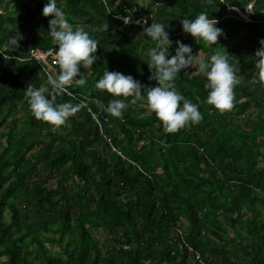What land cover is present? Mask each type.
Listing matches in <instances>:
<instances>
[{"label": "trees", "instance_id": "16d2710c", "mask_svg": "<svg viewBox=\"0 0 264 264\" xmlns=\"http://www.w3.org/2000/svg\"><path fill=\"white\" fill-rule=\"evenodd\" d=\"M46 3L0 0V264H201L195 255L207 264H264V85L253 83L264 0L251 12L252 0H57L73 28L98 41L97 61L80 67L86 84L56 97L85 102L57 131L32 115L24 95L29 84L50 88L49 72L29 54L58 48ZM201 11L223 29L214 45L182 30L181 19ZM118 12L163 22L169 58L177 40L205 60L227 55L241 81L233 107L207 104L206 78L189 66L175 86L200 105L198 123L165 132L140 103L110 115L114 97L95 88L106 68L143 87L157 83L147 64L155 42ZM11 37L18 45L5 47Z\"/></svg>", "mask_w": 264, "mask_h": 264}, {"label": "clouds", "instance_id": "9594fccd", "mask_svg": "<svg viewBox=\"0 0 264 264\" xmlns=\"http://www.w3.org/2000/svg\"><path fill=\"white\" fill-rule=\"evenodd\" d=\"M254 3L255 0H252L248 5L249 12L253 10ZM42 15L51 17L49 34L52 37V44L58 48L50 49L49 52L54 53L58 69L54 68L53 74L47 77L50 88H37L29 84L24 95L32 115L47 122L52 131H57L67 123L69 117L84 107L85 102L56 103V97L67 93L68 86L73 83L79 86L86 84L80 67L90 68L97 61L95 53L98 41L83 27L77 26L74 29L63 8L58 6L57 0H47ZM144 23L147 24V20ZM217 24L218 20L210 17L206 11L199 12L193 19H181L183 32L191 34L196 42L203 41L208 46L216 44L223 34V29ZM142 33L155 42L154 46L147 49L149 58L147 64L152 70L149 79L157 83L155 86L143 87L132 75L109 71L106 68L102 77L96 81L95 88L104 90L114 97L105 109L110 115L122 118L129 103H140V106L155 113L165 132L173 133L189 124L198 123L202 119L200 105L185 98L175 86L177 75L189 66L194 67L193 74L206 78L204 88L208 90L205 101L207 104L221 112L233 107L234 88L241 81L237 76L239 69L229 61L227 55L216 53L205 60L196 54L193 55L190 45L177 40L175 54L169 58V49L173 42L163 22L153 20L149 26L144 27ZM259 43L261 47L255 52L256 72L253 83L264 85V39ZM12 45H18L15 37H11L5 47ZM0 53H5L3 48H0ZM145 88L146 95L143 93Z\"/></svg>", "mask_w": 264, "mask_h": 264}, {"label": "built area", "instance_id": "2783aa9c", "mask_svg": "<svg viewBox=\"0 0 264 264\" xmlns=\"http://www.w3.org/2000/svg\"><path fill=\"white\" fill-rule=\"evenodd\" d=\"M235 10L237 11V13L239 14V16L241 18L245 19L246 21H249L248 16H245V15L243 16V14L238 9H235ZM113 17L116 18L117 20H119L120 22L124 23V24H129L130 23V24H133L134 26H138L139 25L140 28H144V27L149 26L148 22H147V24H145L144 21L147 20L148 18H153L152 16L144 15V16H140V17H138V18H136V19L131 21L129 16H127L126 14L121 13V12H118V13L114 14ZM171 36H172V34L169 33V38ZM41 51H43V50L31 49V50H29V54H30V56L32 58L38 60L39 63H40V58H43L44 56L47 57L48 52H49V51H47V54H45L44 56H41V55H39V52H41ZM51 54H53V53H50V55ZM47 59L49 61V66H50L51 69L49 68L50 70H48L47 68H45V67L44 68L46 69V71L49 72V74H53V72H52V70L54 69L53 65H57V64L55 63L54 58L47 57L45 60H47ZM92 118L94 119L95 122H99L100 121V118L96 114H92ZM113 151H115V150L113 149ZM178 229H179L178 233L180 234L182 232V227H181V229H180V227ZM189 251H191V248H189ZM195 260L200 261L201 264H207V263H205V262H203L201 260L199 255H195Z\"/></svg>", "mask_w": 264, "mask_h": 264}, {"label": "rangeland", "instance_id": "374dc122", "mask_svg": "<svg viewBox=\"0 0 264 264\" xmlns=\"http://www.w3.org/2000/svg\"><path fill=\"white\" fill-rule=\"evenodd\" d=\"M243 14V13H242ZM245 14H243V16H244ZM245 16H247V15H245ZM45 54H47V51L46 50H43V51H41V52H39V55H41V56H44ZM47 57H50V58H54V55L53 54H51L50 55V52H48V55H47ZM47 57H43V58H40V63H41V66L44 68H47L48 70H50L51 68H50V66H49V61H48V59L47 60H45ZM46 61V62H45ZM50 68V69H49ZM7 220H8V217H7ZM47 247H49V245H47ZM55 250L57 251V248H55Z\"/></svg>", "mask_w": 264, "mask_h": 264}]
</instances>
